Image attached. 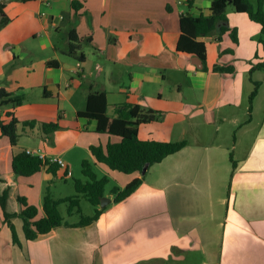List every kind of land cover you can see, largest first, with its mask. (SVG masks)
<instances>
[{"label":"crops","instance_id":"crops-1","mask_svg":"<svg viewBox=\"0 0 264 264\" xmlns=\"http://www.w3.org/2000/svg\"><path fill=\"white\" fill-rule=\"evenodd\" d=\"M30 1L7 3L10 21L0 30V79L6 77L15 83L5 89L15 94L19 89L26 92L24 87H29L15 66L31 51L34 54L37 45L30 51L26 47L21 49L18 43L25 33L22 30L28 27L27 33L39 38V49H53L56 55L43 58L41 79L31 84L32 89L42 91V98L16 107L6 106L1 114L5 119L12 111L19 119L29 115L41 124L57 120L61 128L54 133L55 143L51 145L42 125L37 132L27 131L43 143L25 149H40L47 158L59 156L64 160V153L81 140L82 132H89L91 138L85 142L90 161L104 171L109 168L96 161L90 146H105L110 141H119V137L96 131V120L77 115L84 109L93 83L82 92L85 98L82 106L72 103L76 126L66 129L60 106L64 100L77 97L82 79L90 78L86 69L90 56L105 51L115 55L113 60L128 61L130 68L128 90L121 89L119 94L106 88L100 90L107 94L108 114L115 115L116 106L122 103L163 111L162 120L140 124L139 136L160 141L186 140L187 145L159 162H166L167 168L154 185L147 183L146 178L152 166L145 174L111 171L125 183L122 188L136 177L143 181L120 202L114 201L111 194V201L101 207L104 210L99 218L89 225L74 227L70 224L77 222L66 221L68 224L35 240H28L22 228V234L17 231L19 245L7 224L9 229L0 243V264L52 263L50 247L58 241L63 248L61 263L66 261L67 252L72 264H264V107L259 109L257 101L262 84L249 117L239 111L243 100L254 90V80L247 74L264 59L254 39L261 30L260 24L235 10L228 20L230 27L238 29L237 43L229 32L221 41L214 36L200 37L207 46L206 69L204 62L202 67L198 66L199 56L178 50L177 43L181 16L210 15L212 0H76L82 3L77 10L72 6L74 0H52L50 5L45 0H34L38 3L36 18L11 15L14 8ZM44 4L49 11H43ZM42 12L46 14L42 16ZM18 21L22 24L20 31L14 28ZM6 28H11L15 37H7ZM72 28L80 37V52L83 38H89L92 45L89 54L84 52V61L70 54L75 62L57 56L58 45L52 30L62 34L65 52ZM54 59L59 65L48 64ZM216 64L233 65L235 71H214ZM97 65L103 67L100 62ZM81 66L82 71L77 70ZM166 87L171 94L166 93ZM0 88H4L2 82ZM65 136L69 138L68 145L63 143ZM17 146L11 142L8 145L5 139L0 143V151L6 152L0 157V172L10 180L14 173L9 160L12 162ZM2 160L6 163L4 168ZM69 167L67 164L66 169L60 170L68 172ZM40 173L53 174L46 169L37 172Z\"/></svg>","mask_w":264,"mask_h":264},{"label":"trees","instance_id":"trees-1","mask_svg":"<svg viewBox=\"0 0 264 264\" xmlns=\"http://www.w3.org/2000/svg\"><path fill=\"white\" fill-rule=\"evenodd\" d=\"M11 0L0 1V28L6 26L10 18L7 15V3ZM23 1V0H22ZM82 3L72 1L74 9H78ZM234 6L235 10L240 13H246L253 21L261 26L260 42L264 49V0H257L254 4L251 0H212L210 15L193 16L189 13L183 14L180 19L181 34L177 43L180 51L196 54L204 62L206 66L207 46L200 40V37L214 36L217 41H221L224 34L229 32L232 40L237 43L238 29L230 27L226 9L228 5ZM70 45L68 54L76 56L80 61L86 58L85 53L80 52V37L75 28L69 32ZM48 64L59 65L54 59L48 61ZM264 68V59L255 64L250 72L255 69ZM214 71L234 72L233 65L223 66L216 64ZM260 81L254 80V90L250 95L251 102L258 93ZM23 95L14 94L5 88H0L1 105L11 104L16 107L23 103ZM252 107H250V111ZM78 117H84L89 120H96V131L119 137V141L108 142L107 145H91L90 149L97 162L107 165L112 170H118L124 173L139 172L145 174L148 169L156 163L163 161L167 156L174 154L187 145L186 140L178 141H160L155 139H142L139 136V126L145 122L160 121L164 118V112L153 108L145 107L141 104L122 103L116 106L115 115L108 114V99L105 91L92 90L87 95L86 107L79 110ZM8 118L5 119L0 113V131L7 136L13 146L18 144L19 132L18 126L23 123L24 126H34L36 120H21L14 112L7 113ZM42 127L46 133L48 141L54 143V133L61 128L58 121L48 120L42 122ZM83 172L87 180L75 179L74 185L78 194L68 196L61 200L53 198L51 193L47 191L43 200L44 215L38 218L39 208L34 204H29L26 197L16 195L12 197L11 183L0 175V206L4 214L5 221L12 231L13 240L21 245L17 235V230L12 222L15 217L23 220V230L28 240H35L40 235L49 233L56 227L66 223L59 209L60 202H68V213L77 208L80 211L79 201L80 194L85 196L94 205V213L92 215H82L81 220L71 226H86L99 218L104 208H101V198L106 195V186L109 178L106 176H98L94 170V163L90 160H84ZM235 168V163H233ZM62 167L51 162L49 159H43L39 155H31L27 153V149L16 151L12 157V171L15 178L18 176H30L42 169L52 172L54 175ZM68 172H65V176ZM141 177H136L127 183L123 188L113 187L111 194L114 195V201L120 202L132 195L142 183ZM10 201L12 202V210L10 209Z\"/></svg>","mask_w":264,"mask_h":264},{"label":"rangeland","instance_id":"rangeland-1","mask_svg":"<svg viewBox=\"0 0 264 264\" xmlns=\"http://www.w3.org/2000/svg\"><path fill=\"white\" fill-rule=\"evenodd\" d=\"M52 1V0H51ZM54 1V0H53ZM254 4L257 3V0H251ZM21 2V1H20ZM26 4V5H25ZM25 4H21L20 8H14L11 15L15 16L16 14L21 15V17H33L36 18L37 17V8H38V3H36L34 0L25 3ZM26 6L28 8V10L26 9ZM49 6H47L46 4H44V10L43 11H49ZM20 9V10H19ZM62 9V7H61ZM55 11V10H54ZM235 11V8L233 5L229 4L227 9H226V13L227 16L231 13ZM28 12V13H25ZM30 13V14H29ZM4 28V27H2ZM0 28V30L2 29ZM14 28L17 31H20L22 29V24L21 22H16V24L14 25ZM30 29L27 27V29H24L22 31H24V34H21L20 37L21 42L18 43V45L20 46L21 49H24L25 47L27 48L26 51H30L31 49L34 48L35 45H37L35 47L36 51L34 50V54H32V51L30 54H28L25 58L21 59V61H18V63H16V71H18L20 73V78L23 81V83H27L29 84V87H24L27 91L25 92L24 89H19L16 91L15 94H21L23 95V102H25V104H28L30 101L32 100H37V98H42V91L40 92V90H38V88H34L32 89L34 86H32L31 84H36V82H38L41 79V73L44 69V61L43 58H46L48 56H53L56 55L55 51L53 49H39V45H40V40L39 38L35 39L33 34H28L27 32ZM4 33L7 37H15V35L13 34L11 28H6L4 30ZM52 33L54 35L53 39L56 42V44L58 45V49L57 51V56L61 59H64L65 57H67V59L69 61L75 62L76 60L72 57H70V55L67 53L68 49L64 52V49H62V45L64 44L65 41H62V34L59 33L56 30H52ZM261 30L259 32H257L254 35V39H255V43L256 45L260 46V50H261V56L264 55V51H263V45L260 42L261 39ZM224 37V36H223ZM227 39H230L229 36L226 37ZM89 38H83V42L82 43V48L81 50L83 52H88L90 50H93V48H91V44L88 41ZM80 42V41H79ZM78 42V43H79ZM70 45V43H69ZM35 53H37V56ZM105 54V55H104ZM103 53H99L97 54V56L91 55V59L88 60L86 69L87 72L89 73V79L88 77L83 78L82 79V87L79 90V94L77 95V97H74L71 101L69 100H64L63 102H61L60 106L62 108V112L61 114L63 115L64 119L62 120V124L64 126H66V129L72 127V126H76L75 124V120H73V105L72 103H74V105H78V106H82V103L85 101L84 96L82 97V92H84L85 90H87V88L89 87V84L93 83V90H102L103 88H106L107 90L114 92L115 94H119L121 93V89H126L128 90V85L130 82V77L128 73L130 71L129 65H128V61H121V60H113L112 58L115 57L111 56L107 51H105ZM72 56V55H71ZM128 60V58H127ZM97 62H100L103 64V67H99L97 65ZM34 65V66H32ZM12 65L9 66V68H11ZM82 67L80 68L78 67L77 70H81L82 71ZM136 67H140V66H136ZM12 68V69H13ZM34 68V70L36 71V73L34 72V70L32 69ZM103 68V72L101 74V69ZM111 75V76H110ZM114 76V80L112 79ZM246 76V73H245ZM248 77H250V79L252 80H256V81H260L261 82V94L258 95L257 101H258V108L259 109H263L264 107V68H260V69H255V71H253L252 73L249 71V73L247 74ZM109 78H111L112 80L109 81ZM107 79V81H106ZM0 82H2L4 84V88H7L9 86H11V84L15 83L14 81L8 79V78H1ZM35 82V83H34ZM106 82H108V84H105ZM167 86V85H166ZM169 86V84H168ZM65 85L62 86V89L64 90ZM166 93H170V89L168 87L165 88ZM38 93L41 94L40 96H38ZM252 93V92H251ZM250 93V95H251ZM171 94V93H170ZM250 95L249 98H245L243 100V105L241 107H239V111L240 112H245V115L249 117V112L250 111V107L253 108V103L255 102V100H253L251 102L250 100ZM256 97V96H255ZM49 100V98H47ZM255 99V98H254ZM41 100V99H40ZM50 100L57 104V100L56 99H51ZM86 102V101H85ZM11 104L8 105H1L0 103V113L3 112L4 107L6 106H10ZM12 106V105H11ZM248 106V108H247ZM86 105H84V109H85ZM247 108V109H246ZM64 109V110H63ZM66 114H65V113ZM262 112V111H261ZM247 113V114H246ZM21 122L23 121H27V120H32L35 119L36 120V124L33 126V128L31 129V126H24L23 123H20L18 126V132H19V139H18V146H17V151H22L25 148H27L28 146H33L36 143L38 144L39 142L43 143V141H40V139L36 136H32L31 134H28L27 131H35L37 132L40 128H41V123L39 122L38 119L30 117L29 115H24L21 118ZM57 121V120H56ZM31 129V130H30ZM67 130H65L64 132H66ZM70 136H72V138H75V134H73V132H69ZM82 136H81V140L78 139V142H74L73 147L68 150V152L64 153L63 158L64 161L66 162V164H69V169L71 171V175H66L65 176V170L66 168H64L63 170H60L56 175L54 174H34L32 176L29 177H23V176H18L15 178V176H12V180L8 179L7 177L4 176L3 172H0V175L3 176L4 178H6L12 187L11 193H12V197L16 196V195H21L27 198L29 204H34L36 205L40 210H39V215L38 218H40L41 216L44 215V211L42 209V205H43V200L44 197L47 193V191H49L51 193V195L53 196L54 199L56 200H61L65 197L68 196H74L77 193L75 185H74V180L75 179H82V180H87V177L84 175L83 172V161L84 160H90V153H89V148H87V143L85 142L86 140L88 141L91 138L92 134H89V132H82ZM68 135V134H67ZM89 138V139H88ZM5 139V141H7V144L10 145L9 139L7 136L4 135L2 132L0 131V143L1 140ZM84 139V140H83ZM86 139V140H85ZM55 140V138H54ZM69 141L68 136H65L63 138V143H65V145H68L67 142ZM232 141H229V143H231ZM55 143V142H54ZM53 143V144H54ZM51 145V143H50ZM45 151V149H44ZM5 150H1L0 151V157L5 155ZM92 162V161H91ZM5 160L1 161V165H3V168L5 167ZM9 165H10V169L12 168V162L11 159L9 160ZM104 164H102L103 166ZM100 166L95 165L94 164V170L96 171V173L98 174V176H108L109 177V182L106 186V197L110 198L111 197V189L115 186L121 187L125 184L122 183L123 180L122 179H118L119 177H117L115 174H112L113 172L116 173H120L118 170H111L109 168L106 167V171L102 170L99 168ZM166 162L162 163V164H155L152 166L151 170L149 171V173L146 175V178L148 179V182L150 185L154 183H156L158 180L162 179L163 174H164V170H166ZM113 171V172H111ZM67 172V171H66ZM123 173V172H122ZM14 175V174H13ZM2 185L0 184V191L2 189ZM80 201H79V207H80V211L76 208L72 214L68 213V202H60L59 204V209L60 212L62 213L65 221L68 222H79L81 220L82 215H92L94 213V205H92V203L83 195L80 194ZM37 202L40 203V205L37 204ZM205 202V201H204ZM10 209L12 210V202L10 201ZM16 218V217H15ZM15 225L16 230L21 231L20 233L22 234V224H23V220L19 217L17 218L15 221H12ZM2 229V230H1ZM9 228H7V222L5 221L4 218V214L3 211L1 209L0 206V243H2L4 241V238L6 237V230H8ZM54 240H51L50 242H52ZM62 246L61 243L58 242H52V245L50 247V251L52 250V257H53V261L52 263L49 264H72L71 258H68V254L66 252V261L64 263L60 262V254H61V250H62ZM57 257V258H56Z\"/></svg>","mask_w":264,"mask_h":264},{"label":"built area","instance_id":"built-area-1","mask_svg":"<svg viewBox=\"0 0 264 264\" xmlns=\"http://www.w3.org/2000/svg\"><path fill=\"white\" fill-rule=\"evenodd\" d=\"M50 2L51 0H45V3L50 5ZM46 13L45 12H42L41 15L44 16ZM27 153L31 154V155H39L41 158L43 159H49L51 162L53 163H57L59 164L61 167H64V168H67V164L66 162L59 156H53L51 158H47L42 152L40 149L38 150H30V149H27ZM71 171H68V175H71Z\"/></svg>","mask_w":264,"mask_h":264},{"label":"water","instance_id":"water-1","mask_svg":"<svg viewBox=\"0 0 264 264\" xmlns=\"http://www.w3.org/2000/svg\"><path fill=\"white\" fill-rule=\"evenodd\" d=\"M198 61H199L198 66H199V67H202V63H203V61H202V59H201L200 57H198ZM110 201H111V198H108V197H106V196H103V197L101 198V207H105Z\"/></svg>","mask_w":264,"mask_h":264}]
</instances>
